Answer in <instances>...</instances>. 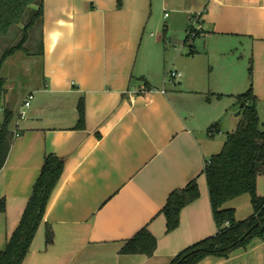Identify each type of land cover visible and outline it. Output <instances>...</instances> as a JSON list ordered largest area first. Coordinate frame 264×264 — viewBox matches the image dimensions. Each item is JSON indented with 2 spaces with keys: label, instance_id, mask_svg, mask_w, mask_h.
<instances>
[{
  "label": "crops",
  "instance_id": "0c3cea01",
  "mask_svg": "<svg viewBox=\"0 0 264 264\" xmlns=\"http://www.w3.org/2000/svg\"><path fill=\"white\" fill-rule=\"evenodd\" d=\"M43 4V53H15L5 60L40 67L25 70L27 92H18V85L4 77L0 124L5 111H12L10 127L19 134L0 170V199L6 200L0 251L20 223L46 156L54 153L64 170L22 264H169L182 249L218 230L205 161L222 149L221 133L239 123L236 95L252 82L258 108L264 104V0ZM162 10L170 18L165 27L186 35L172 49L163 36L146 41L147 27ZM198 12L202 30L190 40ZM159 45L165 46L161 60ZM170 69L182 76H168ZM30 93L31 107L20 117ZM81 98L85 120L78 126ZM194 178L200 196L182 209L178 227L168 232L162 208L173 190ZM257 191L264 195V175ZM231 202L227 206L237 213ZM253 212L252 205L248 215ZM143 227L157 238L154 254L121 252ZM197 264H264V238L227 257L207 255Z\"/></svg>",
  "mask_w": 264,
  "mask_h": 264
},
{
  "label": "trees",
  "instance_id": "16d2710c",
  "mask_svg": "<svg viewBox=\"0 0 264 264\" xmlns=\"http://www.w3.org/2000/svg\"><path fill=\"white\" fill-rule=\"evenodd\" d=\"M122 3L123 0H118L119 6ZM43 13V0H0V43L12 40L17 26L22 27L23 33L20 40L5 48L0 56V70L7 57L19 50L27 55L43 53ZM249 72L252 78V58ZM5 84L6 79L0 75V106L6 92ZM236 102L241 108L239 123L233 131L227 133L222 149L212 155L211 163L204 169L218 230L216 234L182 249L169 264H197L211 254L227 257L234 250L248 246L254 239L264 237V195L257 191L258 177L264 175V128L252 82L246 91L236 95ZM78 110V126H83V98L79 101ZM12 117V111L6 110L0 128V170L7 160L14 137L10 127ZM63 170L64 161L58 155L50 153L46 156L20 223L6 247L0 251V264L24 262L38 228L44 221L48 204ZM243 194L250 196L254 212L248 218L240 220L236 216V209L227 206V203ZM199 196L200 188L196 178L170 193L162 208L167 219L168 232L178 227L182 209ZM5 209L6 200L2 198L0 211ZM46 237L48 242L53 241L54 232L50 225L47 226ZM156 248L157 238L148 228L143 227L127 239L120 251L153 255Z\"/></svg>",
  "mask_w": 264,
  "mask_h": 264
},
{
  "label": "rangeland",
  "instance_id": "374dc122",
  "mask_svg": "<svg viewBox=\"0 0 264 264\" xmlns=\"http://www.w3.org/2000/svg\"><path fill=\"white\" fill-rule=\"evenodd\" d=\"M164 10L157 11L154 14V23L149 25L146 29V35H147V40L149 38L151 39H157L159 36H163L164 37V45L167 43V47L169 49H172L174 46V43L178 44L179 46V40L180 38H185L186 35L182 36L181 35V31L177 28V27H173V26H169V27H165V24L169 23V19L170 18H166L164 17ZM170 13V11H169ZM165 29L166 32H165ZM155 33V36H151V33ZM15 35L14 38L12 40H9L8 42H3L0 43V56L3 54L5 48L17 43L20 38L22 37L23 33H22V27L21 26H17L15 28ZM190 40L191 38H193L192 35H189ZM179 39V40H178ZM164 45H159V49L157 50L160 53V60H161V56L163 55V51L165 50V46ZM189 48V47H188ZM18 55L22 56V57H26L27 54H25L24 51L19 50L16 52ZM17 55L14 56V58H16ZM17 59V58H16ZM20 62L18 61H14V60H7L6 62L4 61L1 70H0V75L3 77H7L9 80V83H15L18 86L16 87L18 92H27L28 88H30V86L28 85L27 81V74L26 71L29 69H32V71H39V63L38 65L35 64H31L30 66H25L24 68L20 67ZM29 65V63H28ZM20 67V68H19ZM21 68L23 70H21ZM26 70V71H25ZM24 83L23 85H21V83ZM26 82V83H25ZM6 86V85H5ZM240 92H244V90L240 91ZM239 93V92H238ZM3 102V101H2ZM259 113L261 116V123L263 126V121H264V104L259 105ZM3 110L0 109V116L2 115ZM228 132H224L221 133L220 135V139L221 140H225L226 136H227ZM235 206H237L238 211L236 213L237 216L242 217V219H246L248 218L250 215H248L249 213V208L252 209V202L250 199V196L248 194H243L242 196L235 198L234 200H232V202ZM241 219V220H242Z\"/></svg>",
  "mask_w": 264,
  "mask_h": 264
},
{
  "label": "built area",
  "instance_id": "2783aa9c",
  "mask_svg": "<svg viewBox=\"0 0 264 264\" xmlns=\"http://www.w3.org/2000/svg\"><path fill=\"white\" fill-rule=\"evenodd\" d=\"M202 12H198L195 15H193V19H192V23L190 26V30H189V35H192L193 37H195L201 30H202V25L200 22V16H201ZM168 76L175 78V77H179L182 76V72L181 71H177L175 69H170L168 71ZM34 98V94L30 93L25 100L23 101V104L21 106V109L19 110V116L20 117H25L27 115V110L31 107L32 101ZM0 128H1V124H0ZM212 130H214V128H212ZM15 135H18L19 132L18 131H14ZM211 163V159H207L205 161V168ZM264 238V237H263Z\"/></svg>",
  "mask_w": 264,
  "mask_h": 264
},
{
  "label": "water",
  "instance_id": "95a60500",
  "mask_svg": "<svg viewBox=\"0 0 264 264\" xmlns=\"http://www.w3.org/2000/svg\"><path fill=\"white\" fill-rule=\"evenodd\" d=\"M238 113H240V111H238Z\"/></svg>",
  "mask_w": 264,
  "mask_h": 264
}]
</instances>
